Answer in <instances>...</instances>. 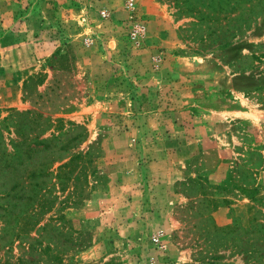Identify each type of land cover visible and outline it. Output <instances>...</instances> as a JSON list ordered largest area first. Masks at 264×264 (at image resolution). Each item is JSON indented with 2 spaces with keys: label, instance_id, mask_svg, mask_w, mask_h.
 <instances>
[{
  "label": "rangeland",
  "instance_id": "374dc122",
  "mask_svg": "<svg viewBox=\"0 0 264 264\" xmlns=\"http://www.w3.org/2000/svg\"><path fill=\"white\" fill-rule=\"evenodd\" d=\"M0 154L22 264H264V0H0Z\"/></svg>",
  "mask_w": 264,
  "mask_h": 264
},
{
  "label": "trees",
  "instance_id": "16d2710c",
  "mask_svg": "<svg viewBox=\"0 0 264 264\" xmlns=\"http://www.w3.org/2000/svg\"><path fill=\"white\" fill-rule=\"evenodd\" d=\"M29 113V112H28ZM20 116H25L23 114H19ZM38 117H41V115H38ZM26 125H28V131L21 133V136L23 139L26 141L32 140L30 137H32V130L34 126H37V118L33 117H27L26 118ZM37 139V135H34V140ZM50 141V139L46 140H40L36 142L38 145H44L45 143ZM36 144V145H37ZM45 146V145H44ZM29 150L31 146L28 147ZM1 155V154H0ZM15 158V155L13 156ZM79 156L75 155L69 159L68 162H63V161H58L57 163L60 164V166L57 168V173L56 175L54 174L55 180L60 179L61 175L70 172L74 167H76L77 164V159ZM13 159L12 161H9L8 165H11V168H13V171L18 173L19 169L15 166ZM56 163L53 162L52 165ZM6 166V163H4ZM51 165V166H52ZM21 168H23L25 165L21 162L19 164ZM45 166H42L38 168L37 170H27L26 173L23 172L20 174L19 179L21 181H15L13 188H12V194H7L6 196L2 195L3 198H8V196L12 197L14 199L13 201H22L25 199V208L21 212H16V207L17 205H14L13 207L9 205H1L0 206V212H2L1 219L4 222V233L0 235V242H4L3 247H7L9 249H13L15 246L16 242H19L20 245L18 247L22 249V252L19 257H17L16 263L15 264H22L24 262V255L25 254H32L33 252L39 251L40 253H47L46 258L50 261H56L59 259V257L56 254H53V251L51 249L50 244H46L44 248L42 247V241H44V236L42 234H38L39 227H38V221H34V216L37 215L35 214V211H37L39 208L45 209L47 207V203L44 201H36L37 198V192L35 191L36 185L33 180L41 177H46V176H52L53 172H50L51 167L45 171ZM2 158L0 156V169H2ZM16 176V175H15ZM26 182L27 185H29L30 195L27 197L25 196L24 190L27 188L26 187ZM25 185V187L23 186ZM18 189V190H17ZM21 192V193H20ZM35 192V193H34ZM40 211V210H39ZM20 213V214H19ZM46 227V226H45ZM45 229V228H44ZM43 229V231H44ZM34 232L36 236H30V233ZM42 231V232H43ZM41 248V249H40ZM33 261H29L30 264H32ZM0 264H7L2 263L0 261Z\"/></svg>",
  "mask_w": 264,
  "mask_h": 264
},
{
  "label": "built area",
  "instance_id": "2783aa9c",
  "mask_svg": "<svg viewBox=\"0 0 264 264\" xmlns=\"http://www.w3.org/2000/svg\"><path fill=\"white\" fill-rule=\"evenodd\" d=\"M130 6L132 7V6H133V4L131 3V4H130Z\"/></svg>",
  "mask_w": 264,
  "mask_h": 264
}]
</instances>
